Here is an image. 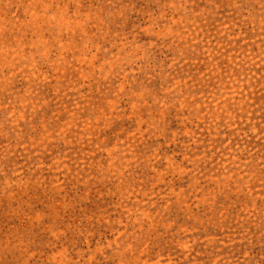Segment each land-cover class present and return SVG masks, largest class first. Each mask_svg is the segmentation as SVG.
<instances>
[{
  "label": "rangeland",
  "instance_id": "obj_1",
  "mask_svg": "<svg viewBox=\"0 0 264 264\" xmlns=\"http://www.w3.org/2000/svg\"><path fill=\"white\" fill-rule=\"evenodd\" d=\"M0 264H264V0H0Z\"/></svg>",
  "mask_w": 264,
  "mask_h": 264
}]
</instances>
